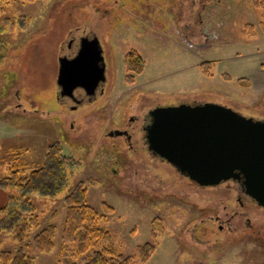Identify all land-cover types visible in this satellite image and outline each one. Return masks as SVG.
Returning <instances> with one entry per match:
<instances>
[{"label": "rangeland", "instance_id": "374dc122", "mask_svg": "<svg viewBox=\"0 0 264 264\" xmlns=\"http://www.w3.org/2000/svg\"><path fill=\"white\" fill-rule=\"evenodd\" d=\"M136 1L0 0V178L7 175L9 167L22 174L38 166L47 145L55 141L62 152L73 151L84 158L76 159L68 175L70 184L56 195L30 194L41 226L54 224L55 234L50 249L38 251L29 240L24 251L34 264H83L102 247L91 246L83 252L77 236L72 242L63 240L65 194L70 185L83 181L88 202L95 209L103 212L106 206L113 208L99 224L110 231L115 251L134 257V264H264V237L260 234L251 233L234 243L242 250L240 254L226 248L221 254L202 255L205 247L197 244L198 240L210 238L212 231H203L204 224L194 230L193 225L199 221L198 216L213 210L199 212V207L193 208L188 202L189 195L171 194L169 182H160L159 178H153V185L170 193L168 196L130 200L132 196L123 195L119 187L130 191L131 186L112 172L124 166H110L108 163L115 165L114 156L97 149L99 141L107 138L105 131L122 126L123 104L139 95L166 103L208 95L243 115L264 119V33L259 26L264 3L257 6L256 0H200L206 5L192 4L197 9L189 15L184 11L186 4L178 5L174 0ZM198 11L200 18L194 17ZM199 19L201 27L193 30ZM77 28L94 31L112 50L106 55L110 95L78 113L66 110L55 100L59 45L69 31ZM190 31L198 45L189 44L179 35ZM132 48L141 56L143 69L134 72L130 82L124 55ZM99 110L102 119L96 115ZM66 111L74 116L67 117L64 124L56 123L55 115ZM70 121L73 129H78L76 134L84 130L83 140L72 134ZM75 138L80 144L69 141ZM14 162L19 166H11ZM153 171L154 177L160 171L166 175L164 168ZM107 178H111L110 184L105 182ZM114 183L119 185L118 191ZM14 191L0 188V206ZM193 199L202 208L212 207L208 200L195 195ZM214 206L220 208L219 204ZM145 243H151L154 251L146 261H137L139 246ZM194 245L200 249L197 255L191 247ZM18 246L10 233L0 231V250L14 251ZM249 252L256 257L247 256Z\"/></svg>", "mask_w": 264, "mask_h": 264}, {"label": "flooded vegetation", "instance_id": "af4514ba", "mask_svg": "<svg viewBox=\"0 0 264 264\" xmlns=\"http://www.w3.org/2000/svg\"><path fill=\"white\" fill-rule=\"evenodd\" d=\"M144 1L146 4L150 0ZM174 1H176L175 3L178 5H182L185 3L186 9L184 11H186L189 15H194L195 10L197 9V6L194 7V5L192 4L199 2V5H206V3L200 2V0H188L187 2L183 0ZM136 2H139V0H137ZM211 2L213 3L215 2V0H212ZM187 3L189 4L187 5ZM200 16L201 12L198 11L197 16L194 17L200 18ZM194 17L192 18L193 20L196 19ZM199 21H201V19L196 22L198 26L195 25L193 27L194 29L191 28V30H195L196 27L200 26ZM185 30L187 29L185 28ZM201 33H203L205 37L207 36V32L204 33L202 31ZM179 35L182 36L183 40L187 41L189 44L198 45L197 39H195L194 33L193 39L191 31L189 33L179 32ZM211 35L212 34H210L209 32L208 37H210ZM101 39L103 38H101L99 35H97L96 33H94V31L90 29L80 30L77 28L72 31H69L67 37L63 39L59 45V51L57 53L58 64L55 76V85L57 88L55 100L68 111H74L78 113L79 111H83L82 108H84L85 106L97 103V101L103 99L104 96H106L107 94L110 95V89H112V82L109 78H107L108 64L106 59V55L109 56L110 48L107 42L102 41ZM83 41L88 43V52L91 54L90 60L97 58L96 64H93V67L95 69L97 68L98 71V68H100L102 65L104 66V79L102 81H98V83L95 84L96 86L93 92L89 93L83 87L76 86L71 89L69 94L62 93L63 88L57 82L59 71V59H72L77 56L79 50L83 45ZM92 41H94L95 44H93ZM131 51L137 52L134 48H132ZM111 53L112 50L110 51V54ZM126 55L127 53L124 55V58L126 57ZM99 57H101L100 60ZM127 96H129V94ZM135 99L123 104L125 108V115L127 116L125 118L124 115V121L122 119V126L113 127L110 130L105 131L104 137H107L109 139H101L97 146V149L99 151H102L103 153H109L114 156L113 160L115 161V165L108 163L110 166H124V168H113L112 172L115 175L119 174V179L125 182L123 184L131 186V190L125 191L121 189L119 185H117V183H114L115 186L112 185L113 188H116L118 191L119 187L123 195L132 196L130 198V200L132 201L136 197L140 198L139 196L147 199L153 198L154 196H158L163 199L170 193L166 194L163 190H160V188H156V185H153V178H159L160 182H169L170 189H172L171 194L179 196L180 192L185 196L186 194L189 195L188 197H190L191 199L188 202L192 204L193 208L195 206L199 207V212L205 211V209L209 210L208 208L212 209V212L206 211L208 213L207 215L201 214V216H198L196 219H199V221H197V223L195 224L193 223L194 230L195 228H197L198 225L204 224L203 231H207L208 229L212 231L210 238L203 240L199 239V242L197 243L200 246L205 247V249L200 253L202 255L204 254V256L207 257L212 253L221 254L223 252L222 250L226 248H234L236 249V251H238L237 253L240 254L242 250L238 245L236 246L234 243L242 242V239H245L244 236H248L251 233L260 234L262 237H264V206L259 205L253 198L247 195L239 181L228 179L225 181H221L217 184L202 185L196 182L195 180L189 178L188 176L184 175L175 167L178 165L168 160L164 155L154 152L147 138V127L151 123V112L156 107L175 106L179 104H187L194 106L202 105L205 103H215L230 107L232 109L234 108L224 102H218L213 97H210L208 95L203 97H192L184 99L182 101H169V103L157 102L154 101L152 97L146 96V98H144L142 97V95H139V97ZM43 109L44 108H42V110ZM57 109L58 108H55V110ZM96 115L100 119L103 118V113L101 112V110L97 111ZM73 116L74 115H68L67 111L62 112L61 114H57L55 115L56 123L61 122L62 124H64L67 117ZM72 122L73 121H70L72 134L81 137L80 140H83L82 136L84 130H81L80 134H76V131H78V129H73ZM63 137L65 138V135H63ZM116 137H121L122 140H114ZM69 141L78 143V140L76 138ZM69 141L66 140V144H69ZM73 149L76 148L73 147ZM81 158L84 159L83 157ZM154 168L160 170H163V168L166 169V175L164 172L160 171V175L156 172L154 177ZM162 175L165 177H162ZM107 179V181L110 182H107L106 180L105 182L110 184L111 178ZM132 186L134 187L132 188ZM123 191L125 194L123 193ZM194 195L200 200L201 198L208 200L209 204L212 207L208 205L205 208H202L201 206L195 204V201L193 199ZM214 204H219L220 208L215 207ZM261 229L263 230V234L261 233ZM231 245L232 247H229ZM191 247L196 251L195 255L199 254L198 250L200 249L197 246L194 245ZM247 256H253L251 258H254L256 257V254L249 252Z\"/></svg>", "mask_w": 264, "mask_h": 264}, {"label": "water", "instance_id": "95a60500", "mask_svg": "<svg viewBox=\"0 0 264 264\" xmlns=\"http://www.w3.org/2000/svg\"><path fill=\"white\" fill-rule=\"evenodd\" d=\"M86 43L74 58L59 59L57 82L62 93L69 94L76 86L90 93L104 79V66L98 71L93 67L97 58L90 60ZM147 138L154 152L189 178L202 185L237 180L264 206V119L215 103L156 107Z\"/></svg>", "mask_w": 264, "mask_h": 264}, {"label": "trees", "instance_id": "16d2710c", "mask_svg": "<svg viewBox=\"0 0 264 264\" xmlns=\"http://www.w3.org/2000/svg\"><path fill=\"white\" fill-rule=\"evenodd\" d=\"M256 1L257 6L264 3V0ZM259 26L264 33V17L260 20ZM125 60L128 70L126 77L131 82L133 73L143 69V60L135 51H129ZM79 158V154L73 151L62 152L60 144L55 141L47 145L38 166L22 174L19 169L9 167L7 175L0 178V188L11 187L16 190L15 194L9 195L6 202L0 206V231L10 233L19 243L14 251L0 250V264H34L33 259L24 251V245L30 242L38 251L50 249L55 226L49 222L41 226L36 208L29 196L35 193L52 197L68 186L70 168L76 165V159ZM11 166H19V163L14 162ZM69 187L64 197L66 212L62 228L63 240L72 242L77 236L79 249L83 252L91 246L102 245L100 249L94 250L86 257L83 264H134V257L115 251L110 231L99 224V220H105L113 208L106 206L103 212L95 209L88 202L87 188L83 181ZM153 251L154 246L151 243L139 246L137 261H146Z\"/></svg>", "mask_w": 264, "mask_h": 264}]
</instances>
